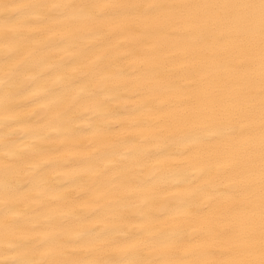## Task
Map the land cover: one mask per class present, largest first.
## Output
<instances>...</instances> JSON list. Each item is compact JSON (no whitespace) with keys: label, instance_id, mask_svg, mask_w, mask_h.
Listing matches in <instances>:
<instances>
[{"label":"bare ground","instance_id":"bare-ground-1","mask_svg":"<svg viewBox=\"0 0 264 264\" xmlns=\"http://www.w3.org/2000/svg\"><path fill=\"white\" fill-rule=\"evenodd\" d=\"M258 2L0 0V264H261Z\"/></svg>","mask_w":264,"mask_h":264},{"label":"snow or ice","instance_id":"snow-or-ice-1","mask_svg":"<svg viewBox=\"0 0 264 264\" xmlns=\"http://www.w3.org/2000/svg\"><path fill=\"white\" fill-rule=\"evenodd\" d=\"M55 8H69L71 7L70 5H53ZM239 7L243 8H258L259 13H260V19H261V25H262V30H264V0H259L258 4L251 3V4H243L239 5ZM14 264H49L48 261L46 260H41V261H15ZM127 264H144L143 261H138V260H131L127 261ZM261 264H264V260L261 261Z\"/></svg>","mask_w":264,"mask_h":264}]
</instances>
